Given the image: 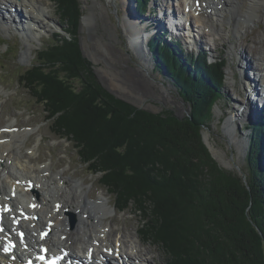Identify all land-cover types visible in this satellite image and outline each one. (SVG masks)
Listing matches in <instances>:
<instances>
[{
	"label": "trees",
	"instance_id": "obj_1",
	"mask_svg": "<svg viewBox=\"0 0 264 264\" xmlns=\"http://www.w3.org/2000/svg\"><path fill=\"white\" fill-rule=\"evenodd\" d=\"M52 1L66 34L54 33L19 79L51 131L100 174L119 212L133 206L138 234L163 248L165 264H264V109L251 123L245 183L201 138L220 98L223 59L187 56L180 43L153 36L156 61L192 109L182 117L138 109L105 89L83 55L80 0ZM136 1L143 15L149 0Z\"/></svg>",
	"mask_w": 264,
	"mask_h": 264
},
{
	"label": "rangeland",
	"instance_id": "obj_2",
	"mask_svg": "<svg viewBox=\"0 0 264 264\" xmlns=\"http://www.w3.org/2000/svg\"><path fill=\"white\" fill-rule=\"evenodd\" d=\"M80 3L83 17H87L80 22L78 29L79 45L83 55L92 62L98 82L114 96L136 108L152 113L170 110L178 117L189 114L192 109L180 94L176 82L156 61L154 52L148 49V43L145 41L147 31L152 29L150 27L161 29L164 20L169 22L166 13L171 11L177 13L178 27L183 34L174 35V38L182 45L183 54L189 56L191 53L195 55L201 51L200 55L204 53L211 62L215 59L224 60V79L219 87L220 98L213 105L212 117L207 126L201 129V138L216 163L224 170L242 173V179L246 183L251 123L253 120L256 121L264 109V98L252 104L255 100H252L247 85L253 81L255 75L258 78L260 72L256 70L252 60L251 66L247 67L246 61L250 60L251 56L247 54L246 47L239 52L235 45L241 40H244L245 44L253 41L262 23L250 21V26L246 31L243 29L242 33L237 32L239 29L233 28V21L223 18L222 25H217L218 31H212L210 36H194L197 40V45H194L186 36L188 22L184 24L179 16V6L175 1L169 0L167 3L165 0H149L143 16L137 17V21L139 20L145 29L142 40L135 45L123 26V18L132 15V11L129 12L131 9L127 11L125 5L130 3L133 16H136L133 0H80ZM243 4L244 0H234L235 7L229 10L234 9V12L245 10L246 14L249 13V8L243 7ZM36 6L42 8L41 15H38L40 19L38 26L25 18L26 28L22 30V23L18 24L15 21L7 24L0 19V131L5 132L7 136L6 128L11 122L15 126L14 131L24 132L21 140L23 160L27 162L28 167L33 168L32 170L47 164L53 173H61L72 180L80 179L83 184L82 191H85L90 199H96L100 194L105 195L111 207V213L106 221L112 220V228L115 230L123 228L130 232V235L141 239L144 248L150 247L153 252L148 254V258L152 260L149 264H165L166 254L163 248L150 240H144L138 234L142 224L139 213L134 211L132 205L122 212L114 207L116 197L108 192L107 186L101 185L100 174L90 173L89 167L78 157L72 142L59 138L51 131L50 122L46 120L42 105L37 103L32 93L19 81L23 72L35 62L38 50L51 40L49 38H53L56 32L66 34L62 30L65 26L61 25L52 0H37ZM3 7L6 6L1 5L2 15L4 18L6 15L10 16L11 21L13 16L8 13L10 8ZM219 7L226 9L224 5ZM19 10L23 15H28L24 9ZM226 10L225 16H229L231 12ZM192 23L196 28L193 19ZM253 43L256 44L254 41ZM137 69L142 73H138ZM127 71L134 72L135 78L143 85V90L136 91L130 88V85L125 87L122 84L121 78ZM257 83L264 87L262 78ZM74 85L77 86L78 81H74ZM234 114L237 117L233 118L235 121L232 130L231 128L225 130V121ZM22 183L24 184V180ZM81 216L78 213L66 216L68 228L74 229L77 217ZM111 262L119 264L116 260Z\"/></svg>",
	"mask_w": 264,
	"mask_h": 264
},
{
	"label": "bare ground",
	"instance_id": "obj_3",
	"mask_svg": "<svg viewBox=\"0 0 264 264\" xmlns=\"http://www.w3.org/2000/svg\"><path fill=\"white\" fill-rule=\"evenodd\" d=\"M165 1L168 3L169 0ZM174 1L179 6L184 24L188 22L186 36L194 45H197L194 36H210L212 31H218L217 25H222L223 18L233 21V28L242 33L250 26V21L262 23L253 38L255 45L253 41L245 44L244 40H241L235 46L239 52L246 47L247 54L251 56V59L246 61L247 67H250L253 61L256 70L260 72L258 78L255 75L250 83L257 87L259 79L262 78L264 82V0H244L243 7L250 10L247 14L245 10H229L235 7L234 0ZM36 3L37 0H0V19L7 24L15 21L22 23V30L26 28L25 18L38 26V15H41L42 8L36 6ZM133 3L136 16H133L130 3L125 5L127 11L131 9L129 12L132 11V15L123 18V26L133 43L138 45L145 27L137 21L140 15L137 11V1L133 0ZM1 5L10 8L8 13L13 16L11 21L10 16L6 15L4 18L2 15ZM223 5L231 12L229 16H225L226 9H220L219 6ZM19 8L24 9L28 15H23ZM166 14V18L172 16V13ZM86 18L82 16L81 21ZM192 19L196 22V28L192 26ZM140 22L142 23V20ZM175 27L176 35H179L178 25L175 24ZM150 28L157 29L155 26ZM163 28L164 21L161 26V29ZM146 35L147 42L149 34ZM137 72L142 73L138 69ZM121 81L125 87L130 85V88L136 91L143 90V85L135 78L133 71L124 72ZM248 91L252 100H255L252 104L264 98L262 85L254 91L248 87ZM234 117L237 115L234 114L225 121V130H232ZM14 127L11 122L7 125L9 136L0 131V212L4 221L0 231V264H22L27 258L38 254L41 245H47L51 254L66 255L58 264H113L112 260L118 261L119 264L152 263L148 258V254L153 252L150 247L144 248L141 239L130 235V232L123 228L115 230L111 226L112 220L106 221L111 207L105 195L100 194L98 198L90 199L87 193L82 191L83 184L80 179L72 180L61 173H53L47 164L38 166L35 170L28 167L21 150L24 132L14 131ZM27 158L31 159L30 156ZM29 181H32L31 186L28 185ZM72 213L82 215L81 218L77 217L74 229L68 228L66 224V216ZM44 229H49V233L42 237L40 233Z\"/></svg>",
	"mask_w": 264,
	"mask_h": 264
},
{
	"label": "water",
	"instance_id": "obj_4",
	"mask_svg": "<svg viewBox=\"0 0 264 264\" xmlns=\"http://www.w3.org/2000/svg\"><path fill=\"white\" fill-rule=\"evenodd\" d=\"M109 91V90H108ZM115 97H117V96H115ZM138 109H140V108H138Z\"/></svg>",
	"mask_w": 264,
	"mask_h": 264
}]
</instances>
